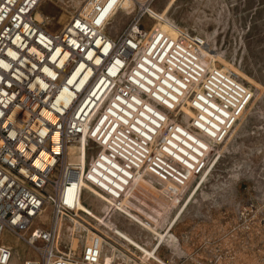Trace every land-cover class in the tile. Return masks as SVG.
I'll use <instances>...</instances> for the list:
<instances>
[{"label": "built area", "instance_id": "2783aa9c", "mask_svg": "<svg viewBox=\"0 0 264 264\" xmlns=\"http://www.w3.org/2000/svg\"><path fill=\"white\" fill-rule=\"evenodd\" d=\"M40 1L0 0V264L12 254L5 233L30 248L21 264H98L112 249L72 230V217L83 221L76 212L88 216L78 199L119 200L150 156L171 158L168 147H185L192 160L209 153L251 92L204 60L197 35L147 24L140 4L149 0H133L135 11L114 35L106 24L121 0H78L56 30L34 17ZM80 138L81 165L68 160ZM96 205L87 207L100 214Z\"/></svg>", "mask_w": 264, "mask_h": 264}, {"label": "rangeland", "instance_id": "374dc122", "mask_svg": "<svg viewBox=\"0 0 264 264\" xmlns=\"http://www.w3.org/2000/svg\"><path fill=\"white\" fill-rule=\"evenodd\" d=\"M77 1L41 0L37 9L48 28L56 30ZM141 3L147 24L155 21L171 32V23L197 35L204 60L233 71L251 97L226 137L211 144L209 153L192 160L185 147L171 146L166 153L171 158L162 153L150 156L119 200L102 193L94 199L84 193L79 208L88 216L77 212L83 221L74 217L71 228L83 230L85 242L104 241V249H112V254L100 253L98 264H264V0ZM120 6L106 24L112 35L120 32L136 9L133 0H121ZM183 109L192 114L186 106ZM81 144L83 139L72 144L70 156L83 163ZM169 183L175 190L171 193L165 190ZM97 202L100 214L90 209L97 211ZM45 212L49 213L47 208ZM42 217L34 223H43ZM2 239L12 248L8 264H21L32 255L13 236L5 233ZM69 243L76 245L73 232ZM79 251L80 241L76 255Z\"/></svg>", "mask_w": 264, "mask_h": 264}, {"label": "bare ground", "instance_id": "6f19581e", "mask_svg": "<svg viewBox=\"0 0 264 264\" xmlns=\"http://www.w3.org/2000/svg\"><path fill=\"white\" fill-rule=\"evenodd\" d=\"M143 4L144 3H141L140 4V6H141V8L143 7ZM142 9H145V7L144 8H142ZM146 10V9H145ZM34 17L36 18V19H43L44 18V14L40 11V10H36L35 12H34ZM218 66V65H217ZM220 67H222V66H220ZM223 69H226V70H229V69H227V68H224V67H222ZM229 71H231V70H229ZM231 72H233V71H231ZM234 73V72H233ZM81 139H83V138H80L79 139V141L81 140ZM79 141H78V143H79ZM71 146H72V144H70L69 146H68V151H69V153H68V160L70 161V162H72V161H77L78 163H79V165H81L82 163L80 162V160H79V158H78V156H79V154L78 155H76V158H78V159H74V160H72L71 159ZM75 157V156H74ZM80 203H81V201H80V199H78V201H77V208H79V205H80ZM77 213V212H76ZM46 213H45V211H43V212H41V216H44ZM71 222L73 223V222H75V218L74 217H72L71 218ZM71 227H73L72 225H71ZM69 246H70V248H73L72 247V245L69 243ZM81 263V261H77L76 262V264H80Z\"/></svg>", "mask_w": 264, "mask_h": 264}]
</instances>
